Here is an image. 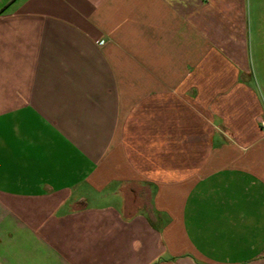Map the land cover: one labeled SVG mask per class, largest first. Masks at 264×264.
I'll list each match as a JSON object with an SVG mask.
<instances>
[{
	"label": "crops",
	"instance_id": "1",
	"mask_svg": "<svg viewBox=\"0 0 264 264\" xmlns=\"http://www.w3.org/2000/svg\"><path fill=\"white\" fill-rule=\"evenodd\" d=\"M264 0H0V264H264Z\"/></svg>",
	"mask_w": 264,
	"mask_h": 264
},
{
	"label": "built area",
	"instance_id": "2",
	"mask_svg": "<svg viewBox=\"0 0 264 264\" xmlns=\"http://www.w3.org/2000/svg\"><path fill=\"white\" fill-rule=\"evenodd\" d=\"M261 127L264 130V119L261 121Z\"/></svg>",
	"mask_w": 264,
	"mask_h": 264
}]
</instances>
